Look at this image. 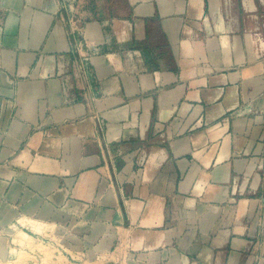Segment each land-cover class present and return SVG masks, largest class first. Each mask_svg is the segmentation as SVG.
Instances as JSON below:
<instances>
[{
    "label": "crops",
    "instance_id": "1",
    "mask_svg": "<svg viewBox=\"0 0 264 264\" xmlns=\"http://www.w3.org/2000/svg\"><path fill=\"white\" fill-rule=\"evenodd\" d=\"M19 258L264 264V0H0Z\"/></svg>",
    "mask_w": 264,
    "mask_h": 264
},
{
    "label": "rangeland",
    "instance_id": "2",
    "mask_svg": "<svg viewBox=\"0 0 264 264\" xmlns=\"http://www.w3.org/2000/svg\"><path fill=\"white\" fill-rule=\"evenodd\" d=\"M19 261L17 262V264H23V260L21 258L18 259ZM0 264H8V263H0Z\"/></svg>",
    "mask_w": 264,
    "mask_h": 264
},
{
    "label": "bare ground",
    "instance_id": "3",
    "mask_svg": "<svg viewBox=\"0 0 264 264\" xmlns=\"http://www.w3.org/2000/svg\"><path fill=\"white\" fill-rule=\"evenodd\" d=\"M21 243V242H20Z\"/></svg>",
    "mask_w": 264,
    "mask_h": 264
}]
</instances>
